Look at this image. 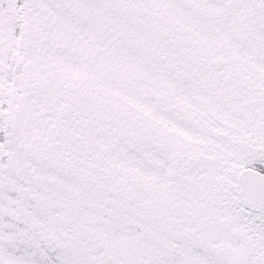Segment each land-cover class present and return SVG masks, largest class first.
I'll return each mask as SVG.
<instances>
[{
  "label": "snow or ice",
  "instance_id": "6c2138e0",
  "mask_svg": "<svg viewBox=\"0 0 264 264\" xmlns=\"http://www.w3.org/2000/svg\"><path fill=\"white\" fill-rule=\"evenodd\" d=\"M0 264H264V0H0Z\"/></svg>",
  "mask_w": 264,
  "mask_h": 264
}]
</instances>
